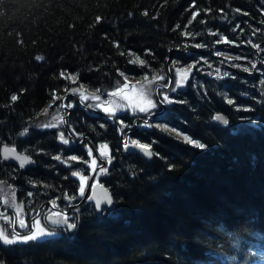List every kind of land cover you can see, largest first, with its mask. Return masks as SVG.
Segmentation results:
<instances>
[{"label": "trees", "instance_id": "trees-1", "mask_svg": "<svg viewBox=\"0 0 264 264\" xmlns=\"http://www.w3.org/2000/svg\"><path fill=\"white\" fill-rule=\"evenodd\" d=\"M206 7L212 12L206 13ZM261 7L264 0H196L195 7L191 0H0V177L15 185L20 195L26 197L32 191L30 200L38 205L55 197L61 198L62 205L64 193L72 194L78 188V178L72 177L71 171L83 168L86 175L90 173L83 163V159H90L86 148L64 147L57 143L56 131L41 132L34 127L45 115L44 108L61 104L60 100L52 104L51 90L57 89L65 97L70 92L64 91L66 85L70 89L83 82L85 91L98 88V94H103L124 80L117 68L132 80L143 79L145 72L151 79L153 69L167 73L170 53L172 70L179 67L174 61L192 62L199 59L195 56H204L211 64L201 61L197 65L186 90L179 95L186 103H177L167 114L172 126L208 144L207 149L153 128L136 133L134 139L155 141L152 148L160 156L147 161L139 154H124L117 125L77 103L67 119L70 131L74 127L94 147L106 142L111 148L114 164L104 183L115 198V213L98 216L88 204L79 213L74 233L46 242L0 246V260L5 264L256 261L264 250V86L260 84L264 52L243 41L250 38L264 48ZM197 8L199 15L187 25ZM220 8H224L223 13ZM144 9L148 16L143 15ZM97 15L103 17L99 23ZM204 18L206 24L201 23ZM237 23L243 31H232ZM186 25L188 31L200 35L184 37ZM209 27L235 38L239 46L214 44L219 36L209 35ZM256 28L262 31L252 37ZM196 43L209 47L196 48ZM217 50L257 59L261 70L248 73L231 67L232 62L225 66L215 58ZM37 55L45 59L37 61ZM137 56L151 68L140 66L138 61L129 63ZM235 63L250 66L249 60ZM201 68L203 71L198 70ZM216 68L235 78L217 80L208 74ZM61 69L78 72L76 83L62 78ZM14 93L20 98L13 103L10 97ZM225 96L251 110H237ZM217 112L228 117L229 125L214 122ZM124 119L128 132L133 119ZM238 126L244 131L236 135L233 128ZM25 127L29 134L21 135ZM5 144L33 155L35 165L20 168L3 163ZM57 154L83 159L71 161L69 166L55 160ZM169 164L175 167L169 168ZM30 180L43 184L33 186ZM234 240L239 243L233 244Z\"/></svg>", "mask_w": 264, "mask_h": 264}, {"label": "snow or ice", "instance_id": "snow-or-ice-1", "mask_svg": "<svg viewBox=\"0 0 264 264\" xmlns=\"http://www.w3.org/2000/svg\"><path fill=\"white\" fill-rule=\"evenodd\" d=\"M192 6L195 7L196 0H191ZM206 13H211L212 9L209 7H206L203 9ZM262 12H264V7H261L260 9ZM220 12H224V8L219 9ZM235 11L237 13L241 12L240 8H236ZM200 9L197 8L191 18L188 20L187 25H191L195 20L197 15H199ZM148 10L144 9L143 15L148 16ZM131 15V13H129ZM158 15V14H157ZM227 14H225L226 19ZM96 22L99 23L103 20V17L100 15H97L95 17ZM201 23L206 24L207 19L204 18L201 20ZM261 23H264V21H261ZM187 25L185 29L182 30V35L184 37H193V36H199V32H190L187 30ZM175 27L177 29L180 28L179 24H176ZM236 29H239L240 31H243L240 24L237 23L234 25L232 31H235ZM207 33L209 35L213 36H219L218 39H216L213 43L214 44H221V43H227L229 45H238V41L233 38L230 39L228 35L222 33L219 31V29H213L211 27L206 29ZM260 28H256L252 33L251 36L255 37L257 33H261ZM105 36H107V33H105ZM21 44H23V40L20 41ZM243 43L251 45L252 48L258 50L259 52H264V48H262L260 43L254 42L252 39H246L243 41ZM114 44L117 48L120 47V41L116 40L114 41ZM196 48H207L209 47L206 43H196ZM131 51V49H129ZM146 51L151 52V49H147ZM216 56L220 57H226L229 61L231 60H249L250 66L240 63L231 64V67L243 69V71L252 73L254 71H260L261 69L257 67V59H249L248 56L245 55H238V56H231L228 53L217 50L215 52ZM37 61H43L45 59L42 55H37L35 57ZM138 61L140 66H145L147 64V61L145 59L139 58L137 56L136 60H130L129 63L136 64ZM203 61L205 64H209L211 67V64L208 60L205 59L204 56H200L198 60H193L190 64H186L184 66L175 68V72L173 76L167 75V73L163 72V69H160L159 72H157L155 69H153V76L151 79L148 77V73L145 72L143 74V83L139 85L138 91L134 95H130L125 90L129 88V85L127 83H124L121 87H117L113 89L111 92L107 93L108 99H104L103 95H98L97 93L100 92V89H96L95 92H88L84 90V84L83 82L80 83L79 87H73L68 88L66 85L64 88L65 92H71V93H78L79 94V101L80 102H86V101H93L95 103H92L89 105L92 108L100 109L104 113H107L109 117L115 122L117 120L116 113L118 110H125L129 108L134 114L144 113L148 118H151L153 115L156 116L155 123L149 122V119H145L143 121V127L145 128H156L162 131H172L177 132L180 136L184 138V141L186 143H189L191 145L196 146L199 149H207L208 144L201 142L199 139H194L192 135L187 134L185 131L181 130L178 126H172V122L167 120V114L172 111L170 107H160L159 114L157 115L154 110L158 108V104L160 106L164 105H172L173 103H186L183 99H177L176 97L170 96L169 91L175 93L178 89H181L182 86L186 85L188 83V80L190 77H192L193 70L197 68V65L200 64V62ZM174 63H178L174 62ZM220 63H224L223 60L220 61ZM149 68H151L150 64H147ZM261 67L264 68V64H261ZM199 71H203V69H198ZM119 72L120 76L124 77L125 81H127L128 77L125 74L124 71H121L119 68L116 70ZM209 75H213L217 80H224L225 78H235L232 73L228 71H221L220 68H216L214 72L208 73ZM60 76L64 78L65 80L71 78L72 82L75 84L76 81L79 78V73H73L71 71H68L66 73V70L61 69ZM163 82L162 84L156 85L155 82ZM119 84V81L117 82ZM260 84L264 86V79L260 80ZM159 88L165 89V91H159L158 99L154 97V92L158 91ZM26 91V89L22 90ZM52 91V104H54L56 101L60 100L62 103L57 106V113L52 116L51 121L47 123H41L39 124V127L42 129H52V128H59L61 125L67 124L68 121L64 119L63 115H60L59 109L62 107L66 108H74L77 104L76 100L68 101L67 103H64L63 101H67V97H62L59 94V90L53 89ZM205 92L207 89L204 90ZM122 96L125 100L128 101V104H125L123 102L121 103H115L113 98L114 97H120ZM19 94L14 93L11 95L10 100L11 102H16L19 99ZM226 99V102L230 105H234L237 110H245L249 111L251 110L250 106H245L243 104H236V100L234 97H224ZM52 104H49L48 107H51ZM44 113L48 112V108L43 109ZM213 120L221 122L223 125L227 126L229 125L230 121L226 115L221 114L220 112H217L213 117ZM241 120L245 119L244 117L240 118ZM167 121V122H165ZM120 127L118 131L121 133V136L123 137V150L127 151L130 148L132 149H138L144 156L151 158L154 155L160 156L159 152H154L152 148L153 142H142L141 139H132L131 136L127 135L124 131L125 128H128L129 125L125 123V119H119L118 120ZM101 127H104V125H101ZM29 128L25 127L21 135H27L29 134ZM244 129L242 127H235L233 128V133L236 135L242 134ZM83 133L77 131L74 127L71 129V131L66 135L65 131H59L57 135V139L62 142L63 145H71L73 144V137H83ZM82 142V140H81ZM87 156L90 157V159H83L79 155L72 154L68 157H64L62 154H57L54 156V159L57 161H61L64 165H69L71 161H80L83 159V163L87 166H89V171L93 174L97 172V157L93 154V147L91 145H85ZM119 151V149H117ZM40 152H45L44 148L39 149ZM97 151L100 156L104 157L107 161V164H111L114 157L111 153V148L108 143L103 142L98 145ZM2 155L5 160H8L10 158H14L15 161H18L19 167L23 168L25 165L30 163H35L33 155L28 154L27 151H18L16 146L13 145L9 147L7 144L3 146L2 149ZM169 168H174L175 165L169 164ZM99 172L106 173L108 172V168L104 166L103 163L99 165ZM135 174V173H133ZM71 176L78 178V188L72 193L69 194L67 192L64 193V200L67 202L63 206L59 203L60 197H55L51 201H49V204L51 207L45 209L46 214L41 216V212L38 211L35 207H33V215L31 216V223L29 224L27 217V213L25 212V205L24 202H17V190L16 186L13 184H8L7 181H0V201H2L3 205L7 206L8 208H11L14 210V214L10 215L7 211H0V242H2L4 245H16L17 243H28V242H46L47 238L55 237L60 234L61 231H69V230H76L78 228V222L80 219L79 213L81 212V209L78 205L73 204L74 201L81 200V201H91L94 210L99 211L101 214L104 212H111L114 211L111 206L115 202V198L113 194L109 191L108 188H106L103 184L100 183L99 179L96 178L95 182L91 185L90 193L87 194L89 191L88 188V181L91 178L89 175L85 174V170L83 168H77L73 171H71ZM64 179H68L67 176L64 177ZM30 184L33 186L42 185L43 181H29ZM45 187H48L49 185H44ZM97 186L100 188V192H97ZM28 197H33L34 193L32 191H28L27 193ZM69 207L72 208L71 214L69 213ZM41 208H43V205H41ZM19 229L24 230L23 232L19 231ZM239 241L234 240L233 244H238ZM261 256V264H264V250L260 251ZM0 264H5L3 260H0Z\"/></svg>", "mask_w": 264, "mask_h": 264}, {"label": "rangeland", "instance_id": "rangeland-1", "mask_svg": "<svg viewBox=\"0 0 264 264\" xmlns=\"http://www.w3.org/2000/svg\"><path fill=\"white\" fill-rule=\"evenodd\" d=\"M144 81H143V79H135V80H132V79H127V81H125V79L123 80V81H121L119 84H117L113 89H115V88H117V87H121L124 83H127L128 85H129V88L128 89H126L125 91L126 92H128L130 95H134L137 91H138V88H139V85L141 84V83H143ZM155 84L157 85V84H159V82H155ZM112 91V90H111ZM111 91H108V92H105V93H103V94H98V95H103V97H104V99L106 100V99H108V96H107V93H109V92H111ZM159 91H161V90H159ZM89 92V91H88ZM156 92H154V97L156 98V94H155ZM69 94H72V95H74V96H77V97H79V94L78 93H69ZM158 94H159V92H158ZM113 100H114V102L115 103H121V102H123V103H125V104H128V101L127 100H125L122 96H120V97H114L113 98ZM64 103H67L68 102V99H67V101H63ZM61 103H62V101H61ZM86 106H88V107H90L89 105H91L92 103H95V102H93V101H86V102H83ZM57 106L58 105H55L52 109H50V110H48V112L47 113H45V115L43 116V118L40 120H38L37 121V123L34 125V127H36V128H38V130L39 131H41V132H49L50 130H54V131H56L57 132V134L59 133V131H65V134L67 135L69 132H70V129H69V127H68V124H64V125H61L59 128H52V129H42V128H40L39 127V124H41V123H47V122H50L51 121V118H52V116L53 115H55L56 113H57ZM158 107H159V105H158ZM69 111L67 110V108L66 107H62V108H60L59 109V113H60V115H63L64 116V119L65 120H67L68 119V117L70 116V114L68 113ZM104 114H106L107 116H109L107 113H104ZM119 114H128V115H130V116H133V117H147L146 116V114H144V113H139V114H134L131 110H130V105H129V108L128 109H125V110H118L117 111V113H116V116L117 115H119ZM155 122H157V121H153L152 123H155ZM138 125H140V127H142L141 126V123H138ZM150 129V128H149ZM163 132H166L167 134H169V135H171V136H173L174 138H177V139H180V140H184V138L182 137V136H180L177 132H172V131H170V130H168V131H163ZM81 140H82V142H81ZM57 141V143L58 144H60V145H63L62 144V142H60L58 139L56 140ZM84 146L85 147V145H91V143L89 142V140L87 139V137H83V138H81V137H73V144H71V145H63L64 147H67V148H72V149H74V148H81V146ZM92 146V145H91ZM93 147V154L94 155H96V157H97V169L99 168V165L101 164V161H100V158L103 160V161H105V165L104 166H106L107 168H108V172H106V173H101V172H99V170H98V172H96V177L95 178H101L102 176L104 177V176H106L108 173H109V170H110V165L111 164H107V161L105 160V158H103L102 156H100L99 155V153H98V151H97V148L98 147H94V146H92ZM94 174L93 173H91L89 176L90 177H92ZM25 199L29 202H31L32 200H30V197H28V196H26L25 197ZM50 201V200H49ZM20 202V201H19ZM41 206V204L37 207V208H39ZM9 246V245H8Z\"/></svg>", "mask_w": 264, "mask_h": 264}, {"label": "bare ground", "instance_id": "bare-ground-1", "mask_svg": "<svg viewBox=\"0 0 264 264\" xmlns=\"http://www.w3.org/2000/svg\"><path fill=\"white\" fill-rule=\"evenodd\" d=\"M234 46H237V45H234ZM224 47V46H223ZM217 49H220V48H217ZM222 51V50H221ZM178 53H180L179 51H177ZM192 52H197V53H200V52H198V51H192ZM224 52H226V51H224ZM226 53H228V52H226ZM215 56V58H218V59H220V60H223L224 61V63H223V65H225V66H228L231 62H232V64H235V61L236 60H231V61H229L226 57H220V56H216V55H214ZM195 58H199V56H195ZM172 60V53H170V57H169V60H168V63H167V69H166V72H167V75H169V76H173L174 75V72H175V69H173L172 70V67L170 66V61ZM178 61V63H176L179 67H181V66H184V65H186V64H190L191 62L189 61V60H187V61H182V60H177ZM177 61H174V62H177ZM173 62V63H174ZM226 63V64H225ZM175 64V63H174ZM212 72V71H211ZM82 148L83 149H85V147L82 145ZM86 150V149H85ZM98 170L99 169H97V172H98ZM91 174V172L89 173V175ZM95 181H94V177L92 176L90 179H89V181H88V188H89V191L87 192V194H91L90 193V188H91V185L94 183ZM106 188H108L106 185H104ZM109 189V188H108ZM109 191H110V189H109ZM111 192V191H110ZM32 203L35 205V206H37L38 204H36L35 202H33L32 201ZM115 210H116V204H115ZM115 210L114 211H112V212H105V213H108V216H111V215H114V213H115ZM95 212H96V214L99 216V212L98 211H96L95 210ZM0 246H2V245H0Z\"/></svg>", "mask_w": 264, "mask_h": 264}, {"label": "flooded vegetation", "instance_id": "flooded-vegetation-1", "mask_svg": "<svg viewBox=\"0 0 264 264\" xmlns=\"http://www.w3.org/2000/svg\"><path fill=\"white\" fill-rule=\"evenodd\" d=\"M143 121H144V119H143ZM135 127H138V126L135 125ZM0 181H5V180H2V178L0 177ZM21 199H22V196L21 195H18L17 196V202H19V201L21 202ZM23 202H24V205H25V212L27 213V217L26 218L28 219L29 224H30L31 223V216L33 215L32 209H33V207H35V205L33 203H30V202L26 201V200L23 201ZM81 203H82V201H81ZM75 204H78V203H75ZM49 207H51V205L48 202L47 205H43V208H41V206L38 209L36 207L35 208L38 211L41 212V216L43 217V215L46 214L45 209H47ZM68 210H69V213H71L72 208L69 207ZM0 211H7L10 215H13L14 214V210H12L11 208H8L7 206L3 205L2 201H0ZM0 223H2V222H0ZM18 230L21 231V232L24 231V230L19 229V228H18ZM0 244L2 245L3 243L0 242Z\"/></svg>", "mask_w": 264, "mask_h": 264}, {"label": "water", "instance_id": "water-1", "mask_svg": "<svg viewBox=\"0 0 264 264\" xmlns=\"http://www.w3.org/2000/svg\"><path fill=\"white\" fill-rule=\"evenodd\" d=\"M216 122L221 123V122H219V121H216ZM221 124H222V123H221ZM2 149H3V148H2ZM126 152H136V153L141 154L145 159H147V160H152V157H151V158H148V157L144 156V155H143L138 149H132V148H130V149L127 150ZM1 158H2L3 162H5V163L14 164V165L19 166L18 161H15L14 158H10V159H8V160H5V159L3 158V155H2V150H1ZM33 164H34V163L27 164V165H25V167L32 166ZM100 191H101V190H100L99 186H97V192H100ZM111 208H112L113 210H115V203L111 206ZM98 212H99V211H98ZM111 212H112V211H111ZM99 214H101V213L99 212Z\"/></svg>", "mask_w": 264, "mask_h": 264}]
</instances>
